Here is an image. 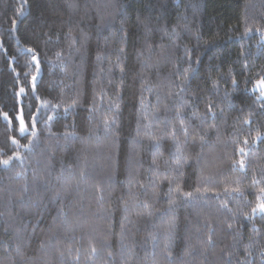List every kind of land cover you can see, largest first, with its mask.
Segmentation results:
<instances>
[{
  "label": "trees",
  "instance_id": "obj_1",
  "mask_svg": "<svg viewBox=\"0 0 264 264\" xmlns=\"http://www.w3.org/2000/svg\"><path fill=\"white\" fill-rule=\"evenodd\" d=\"M262 35L264 0H0V264H264Z\"/></svg>",
  "mask_w": 264,
  "mask_h": 264
},
{
  "label": "snow or ice",
  "instance_id": "obj_2",
  "mask_svg": "<svg viewBox=\"0 0 264 264\" xmlns=\"http://www.w3.org/2000/svg\"><path fill=\"white\" fill-rule=\"evenodd\" d=\"M17 13H18V15L20 14V10H19V9L17 10ZM12 26H13V28L16 27V20H13V21H12ZM257 31H259V29H257ZM27 51H28L29 53H32L34 50L31 49V48H29V49H27ZM32 60H33V61H36V60H37V56H36L35 54L32 55ZM38 68H39V64L37 63V69H38ZM185 74L187 75V72H186ZM36 79H37L36 76H33V77H32V80H33V90H35V83H34V82L36 81ZM233 83H235V81H233ZM256 83H257V84L259 85V87H260L261 96H264V78H262L261 80L257 81ZM24 91H25V89H24V88H21L20 91H19L18 93H16V95H17V96H20L21 94L24 93ZM74 103H75V102H74ZM178 111H179V110H178ZM209 111H211V108H210V107H209ZM4 116H5V118H7V114H6V113L4 114ZM18 119H19V121H20L19 132H20L21 135H23V134L27 131V127H26V125H25V121H24L23 116L18 117ZM49 119H51V117H49ZM31 126H32L33 129H35V127H36V114H35V113H33V123H32ZM185 133H187V130H186V129H185ZM65 135L67 136V135H69V134L66 133ZM201 139H202V138H201ZM12 142H13L14 144H15V143H18V141H16L15 139H13ZM30 143H31V141H30ZM244 143L247 144V140H245ZM29 146H30V144L21 145V147H23V148H25V149H28ZM239 152H240V153H244V152H245V149H244V148H240V149H239ZM14 156H15L17 159H22V158L20 157L19 153H14ZM12 158H13V157L10 156V157H8V159L0 160V165H2V166H8L9 163H10V161L12 160ZM233 163L235 164L236 162L234 161ZM239 163H240V167H241V168H244V162H243V161H240ZM17 175L19 176V175H21V173H17ZM176 191H179V188H177ZM206 191H207V190H206ZM234 191H237V192H238L239 189H234ZM261 192L264 193V189H261ZM57 195H59V193H57ZM182 195L185 196V197H189V198H190V197L192 196V193H183ZM258 199H260V198L258 197ZM222 206H224V205H222ZM252 211H253V213H256L257 211H259V212H261V213H264V203H259V204L257 205L256 208H253ZM208 243L211 244V237H209ZM42 247H43V245H42ZM68 251H69V253H71V248H69ZM78 251H79V250H77V252H78ZM95 252H96L95 247H92V248H91V253L94 254ZM60 255H61V257H63V253H61ZM109 255H111V254H109ZM77 258H78V257H77Z\"/></svg>",
  "mask_w": 264,
  "mask_h": 264
},
{
  "label": "rangeland",
  "instance_id": "obj_3",
  "mask_svg": "<svg viewBox=\"0 0 264 264\" xmlns=\"http://www.w3.org/2000/svg\"><path fill=\"white\" fill-rule=\"evenodd\" d=\"M261 42H264V35H262V37L260 38ZM262 79V78H261ZM261 79H258L256 80L253 84H252V88H251V91L252 92H256L257 93V98H264V96H261V92H260V87L259 85L256 83L257 81L261 80ZM256 213H261L259 211H257Z\"/></svg>",
  "mask_w": 264,
  "mask_h": 264
}]
</instances>
